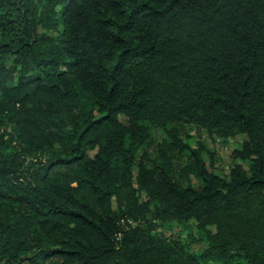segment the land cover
<instances>
[{
	"label": "trees",
	"instance_id": "16d2710c",
	"mask_svg": "<svg viewBox=\"0 0 264 264\" xmlns=\"http://www.w3.org/2000/svg\"><path fill=\"white\" fill-rule=\"evenodd\" d=\"M0 264H264V0H0Z\"/></svg>",
	"mask_w": 264,
	"mask_h": 264
},
{
	"label": "rangeland",
	"instance_id": "374dc122",
	"mask_svg": "<svg viewBox=\"0 0 264 264\" xmlns=\"http://www.w3.org/2000/svg\"><path fill=\"white\" fill-rule=\"evenodd\" d=\"M52 35H57V31H51L48 32ZM2 130L4 129L7 133L10 132V125L9 124H3L1 126ZM165 130L163 128L157 127L155 125L148 124L146 132L148 133L147 140L138 147L136 151V161L138 163L142 162H149L148 160H152L154 157L157 161H160V156H157V149L160 147V143L163 139H165L166 134ZM185 130H182V139L185 141H188L189 144L195 145V143L199 140L206 143L208 153H204V157L206 159V164L208 166V169L210 171H213L218 174H225L228 170V166L230 165L232 161L231 152L239 147L243 136H236L234 138H221L216 136H211L204 130H197L195 127H185ZM209 152H212L213 156L209 155ZM42 157L38 156H28V157H22L21 162L22 166L21 169L23 170H30L32 166L37 162L38 159ZM187 158V155L180 154L173 157V163H175L176 166H181L185 163ZM43 160V158L41 159ZM213 162V166L210 165V161ZM134 167V182L136 187H138V183L136 180V175L138 173L137 164ZM245 166V164L243 163ZM193 182L196 183V180L192 178ZM138 194L140 196L141 200H146L147 195L145 194L143 189L138 188ZM115 207V204H113ZM153 220L157 225L156 231L162 233L167 238H175V236L178 235H172L173 234H179L180 240L186 245V248L191 252H200L205 247V243L201 240V234L200 232V225H202V222L198 221H192V226L189 225V223H180L176 221H172L168 224V227H165L168 222L163 223V221H160L159 218H149ZM133 225V224H132ZM206 227L214 230L215 225L213 223H207Z\"/></svg>",
	"mask_w": 264,
	"mask_h": 264
}]
</instances>
